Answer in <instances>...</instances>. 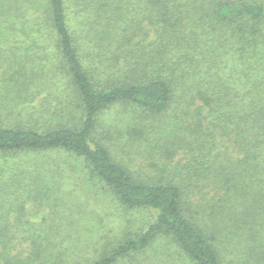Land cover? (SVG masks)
Instances as JSON below:
<instances>
[{
	"label": "trees",
	"instance_id": "1",
	"mask_svg": "<svg viewBox=\"0 0 264 264\" xmlns=\"http://www.w3.org/2000/svg\"><path fill=\"white\" fill-rule=\"evenodd\" d=\"M67 178L154 216L91 264H264V0H0V264L69 263Z\"/></svg>",
	"mask_w": 264,
	"mask_h": 264
},
{
	"label": "rangeland",
	"instance_id": "2",
	"mask_svg": "<svg viewBox=\"0 0 264 264\" xmlns=\"http://www.w3.org/2000/svg\"><path fill=\"white\" fill-rule=\"evenodd\" d=\"M116 112L118 110L114 114ZM109 116L105 118V124L117 122V117ZM64 184L67 194L71 195L73 203L78 207L74 215L67 211L68 264H91L112 252L130 234H142L154 221L151 213L125 210L112 199L98 196L96 186L90 181L67 178ZM118 264L191 263L182 258L174 243L160 236L149 251L128 255Z\"/></svg>",
	"mask_w": 264,
	"mask_h": 264
}]
</instances>
